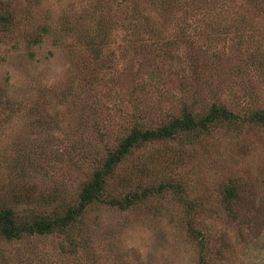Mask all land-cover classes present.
<instances>
[{"label":"rangeland","instance_id":"rangeland-1","mask_svg":"<svg viewBox=\"0 0 264 264\" xmlns=\"http://www.w3.org/2000/svg\"><path fill=\"white\" fill-rule=\"evenodd\" d=\"M262 4L0 0V18L11 14L0 20V203L20 217L73 203L134 123L150 129L213 101L237 116L263 109ZM160 183L182 199L167 191L126 211H87L95 264H200L208 252L212 264H264V127L145 144L109 187L123 196ZM229 185L239 196L227 207ZM83 252L55 232L0 238V264H87Z\"/></svg>","mask_w":264,"mask_h":264},{"label":"trees","instance_id":"trees-1","mask_svg":"<svg viewBox=\"0 0 264 264\" xmlns=\"http://www.w3.org/2000/svg\"><path fill=\"white\" fill-rule=\"evenodd\" d=\"M159 4L163 5L162 2ZM262 6L264 7L263 4ZM263 7L262 9H264ZM213 9L214 11L210 9L208 13L210 19L213 12L219 14L223 12L220 7ZM164 10H173L168 1L167 8ZM0 20L10 24L11 14L7 12ZM245 122L251 126L264 127V108L252 109L247 114L237 116L225 105L213 101L206 110L200 112L182 106L178 114L171 115L166 122L150 129H142L139 124L134 123L127 134L125 133L119 138L117 146L108 152L100 167L94 170L89 179L82 184L73 203H67L65 206L61 204L60 207L55 206L48 213L45 211L30 212V214L21 217L15 214L13 208L0 203V238L5 242H14L25 236L41 237L55 232L69 242L74 254L84 251L82 253L84 261L87 264H95V247L90 243L92 240H89L85 235L89 228L85 217L90 208L103 207L126 211L146 204L154 196L162 197L167 191H170L177 199L183 197L182 188L172 183H160L157 186L142 188L137 184L134 190L123 196L113 195L114 191L109 187L110 181L114 178L115 172L122 162L134 149L145 144L170 140L187 142L191 145L204 136L211 135L215 130L230 128L231 126L239 127ZM127 181L122 180V183L125 184ZM118 187L123 193L121 184ZM222 194L227 207L231 206L232 201L237 200L239 196L237 187L232 185L224 188ZM189 208H187L188 214L192 210L191 206ZM183 219L186 218H181V221ZM184 223L186 226L190 225L188 220H185ZM187 231L189 235L199 237L197 242H200L202 251L207 249V243L200 232L190 227L187 228ZM208 256L209 252L204 254V257L199 259L200 264H212L211 261L209 262Z\"/></svg>","mask_w":264,"mask_h":264}]
</instances>
